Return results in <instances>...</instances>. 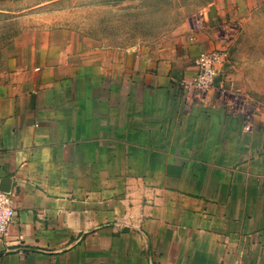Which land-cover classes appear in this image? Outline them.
<instances>
[{
	"label": "crops",
	"instance_id": "obj_1",
	"mask_svg": "<svg viewBox=\"0 0 264 264\" xmlns=\"http://www.w3.org/2000/svg\"><path fill=\"white\" fill-rule=\"evenodd\" d=\"M75 1L0 0V180L17 212L0 264H234L241 248L264 264L260 115L245 129L227 112L234 66L212 92L185 86L264 0H206L166 46L67 17L18 31L19 13Z\"/></svg>",
	"mask_w": 264,
	"mask_h": 264
},
{
	"label": "rangeland",
	"instance_id": "obj_2",
	"mask_svg": "<svg viewBox=\"0 0 264 264\" xmlns=\"http://www.w3.org/2000/svg\"><path fill=\"white\" fill-rule=\"evenodd\" d=\"M206 0H78L70 6L21 12L18 31L37 26L42 17H67L70 23L106 42L130 46H166L173 42ZM69 21V20H68ZM60 22V21H59ZM58 23V20L54 24ZM236 36L228 48V66H234L233 92L258 110L264 122V3L234 25ZM5 25L0 24L3 33ZM13 29V26H12Z\"/></svg>",
	"mask_w": 264,
	"mask_h": 264
},
{
	"label": "built area",
	"instance_id": "obj_3",
	"mask_svg": "<svg viewBox=\"0 0 264 264\" xmlns=\"http://www.w3.org/2000/svg\"><path fill=\"white\" fill-rule=\"evenodd\" d=\"M229 53L227 49L221 50H202L193 59L195 74L191 81L185 86L202 91L204 94L216 90L219 80L218 67L228 65ZM219 91L224 97V106L230 114H240L243 117V127L250 129L254 123L258 110L255 107L249 106L244 102L239 95L237 96L229 90H225L223 86H219ZM228 95V96H227ZM247 104L249 107H246ZM264 126V122H263ZM17 219V212L13 206V193L2 187L0 180V240L6 238L7 232L11 225ZM245 248L239 249L235 257L234 264H243Z\"/></svg>",
	"mask_w": 264,
	"mask_h": 264
},
{
	"label": "water",
	"instance_id": "obj_4",
	"mask_svg": "<svg viewBox=\"0 0 264 264\" xmlns=\"http://www.w3.org/2000/svg\"><path fill=\"white\" fill-rule=\"evenodd\" d=\"M2 187H3V185H2ZM3 189H5V190H8V188H7V187H3Z\"/></svg>",
	"mask_w": 264,
	"mask_h": 264
},
{
	"label": "bare ground",
	"instance_id": "obj_5",
	"mask_svg": "<svg viewBox=\"0 0 264 264\" xmlns=\"http://www.w3.org/2000/svg\"><path fill=\"white\" fill-rule=\"evenodd\" d=\"M246 107H249L247 104H245Z\"/></svg>",
	"mask_w": 264,
	"mask_h": 264
}]
</instances>
